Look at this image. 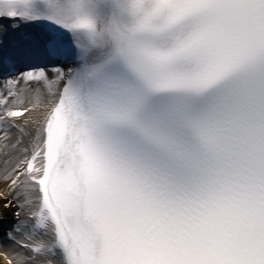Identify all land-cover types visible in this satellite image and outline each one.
<instances>
[{
  "label": "snow or ice",
  "instance_id": "1",
  "mask_svg": "<svg viewBox=\"0 0 264 264\" xmlns=\"http://www.w3.org/2000/svg\"><path fill=\"white\" fill-rule=\"evenodd\" d=\"M0 187L8 264H264V0H0Z\"/></svg>",
  "mask_w": 264,
  "mask_h": 264
},
{
  "label": "bare ground",
  "instance_id": "2",
  "mask_svg": "<svg viewBox=\"0 0 264 264\" xmlns=\"http://www.w3.org/2000/svg\"><path fill=\"white\" fill-rule=\"evenodd\" d=\"M0 196H3V189L0 187ZM10 247V246H9ZM8 249L5 248V245L3 244L2 241H0V257L3 259V264H7L8 262V256L6 255V252Z\"/></svg>",
  "mask_w": 264,
  "mask_h": 264
},
{
  "label": "rangeland",
  "instance_id": "3",
  "mask_svg": "<svg viewBox=\"0 0 264 264\" xmlns=\"http://www.w3.org/2000/svg\"><path fill=\"white\" fill-rule=\"evenodd\" d=\"M3 261H4V260H3V259H1V257H0V264H3Z\"/></svg>",
  "mask_w": 264,
  "mask_h": 264
}]
</instances>
